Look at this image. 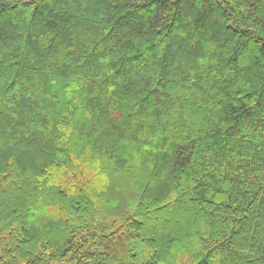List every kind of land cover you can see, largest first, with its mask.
Returning <instances> with one entry per match:
<instances>
[{
  "label": "trees",
  "instance_id": "obj_1",
  "mask_svg": "<svg viewBox=\"0 0 264 264\" xmlns=\"http://www.w3.org/2000/svg\"><path fill=\"white\" fill-rule=\"evenodd\" d=\"M0 264H264V0H0Z\"/></svg>",
  "mask_w": 264,
  "mask_h": 264
}]
</instances>
